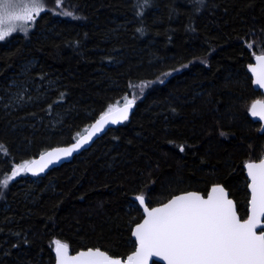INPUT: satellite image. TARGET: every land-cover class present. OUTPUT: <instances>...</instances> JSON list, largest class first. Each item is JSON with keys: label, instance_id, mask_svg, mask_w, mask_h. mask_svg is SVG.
<instances>
[{"label": "trees", "instance_id": "obj_1", "mask_svg": "<svg viewBox=\"0 0 264 264\" xmlns=\"http://www.w3.org/2000/svg\"><path fill=\"white\" fill-rule=\"evenodd\" d=\"M46 2L26 36L0 42V97L27 90L26 105H0V181L11 162L69 144L140 89L124 124L2 190L0 264H53L56 241L124 258L136 196L151 207L219 184L244 218L243 165L264 149L246 72L264 53V0Z\"/></svg>", "mask_w": 264, "mask_h": 264}, {"label": "snow or ice", "instance_id": "obj_2", "mask_svg": "<svg viewBox=\"0 0 264 264\" xmlns=\"http://www.w3.org/2000/svg\"><path fill=\"white\" fill-rule=\"evenodd\" d=\"M59 2L60 0L58 4ZM14 3L15 0H0V40L16 30L15 25L4 26L6 15L15 20L32 21L44 10L42 0H30V5L22 10V16H12L8 9ZM257 59L264 60V57ZM256 82L264 87V77L258 78ZM132 103L128 100L119 109L121 118L127 119V109ZM258 103L252 105V115H259L264 119V105H261V111L258 112ZM110 112L111 109L91 126L94 131H99L108 123ZM111 122L116 123L117 120L112 118ZM92 134L89 132L81 140L87 142ZM80 143L78 141L69 149H55L42 155L40 159L45 160V157L51 158L54 155L59 159L60 153L68 155ZM51 162L48 159L39 166V171H43ZM37 163L26 161L18 165L8 180L21 171H33V166ZM247 167L251 177V214L247 220L240 221L233 202L227 199L223 188H213V193L218 195L209 196L208 199H202L195 193L177 196L162 207L151 211L145 208L147 219L133 231L139 247L133 256L128 257V264H147L148 258L153 256L161 257L167 264H264V228L260 229L259 235L256 231L259 218L264 217V161L260 164H248ZM0 184L7 186V180L0 181ZM137 199L141 204L144 203L143 197ZM55 243L58 264H65L68 246L59 241ZM80 255L88 258L86 264H121L120 260L111 259L99 250H90Z\"/></svg>", "mask_w": 264, "mask_h": 264}, {"label": "water", "instance_id": "obj_3", "mask_svg": "<svg viewBox=\"0 0 264 264\" xmlns=\"http://www.w3.org/2000/svg\"><path fill=\"white\" fill-rule=\"evenodd\" d=\"M257 57H264V54L262 55H255L251 61V63L247 66L246 68V72L249 75L250 79H251V88L252 90H254L255 92H258L260 94V96L262 97L261 99L255 100L253 101L249 108H248V118L251 120V122L253 123H258L259 124V134L264 132V119H262L259 115H252L251 112V108L252 105L254 103H257V111H261V105H264V87H261L260 84H258L256 81L258 80V78L264 77V60H258ZM124 106V104L120 105L119 107H117L114 110H111L109 117H108V123H105L103 125V127L99 130V131H94L92 129V125L96 123L97 120L100 119V117L96 118L94 121H92L89 126L87 127V129L84 131V133H82L77 139H75L74 141L70 142L69 144L66 145H62V146H56V147H52L47 149L46 151L38 154L34 159H32L31 161H37V165L33 166V171H27L25 170V174L31 177H37V176H41L46 174L48 171L62 165L65 163H68L71 161V159L77 155H79L80 153H82L83 151L87 150L92 144L93 142L98 139L100 136H102L108 129L120 126L122 124H124L130 117V115L132 114L134 107H135V103H132L131 107L127 109V119H123L120 116L119 113V109H122ZM104 115V114H103ZM115 118L117 120L116 123H112L111 119ZM89 132H92V136L90 139L87 140V142H83L81 140L82 137H86L88 136ZM78 141H80V146L78 148H75L73 151H71L70 154L68 155H64L63 153L59 154V159L55 158V155L51 158L49 157H45V160H41L40 157L48 152H52L55 149H69L72 148V146L74 144H76ZM264 152V149H263ZM48 159H51L52 162L48 163L47 167L44 168L43 171H39V166L46 163V161ZM261 161H264V157L258 161H252V162H247L243 165V171H244V176L246 178V190L248 193V203H247V215L245 219H240V217L238 216L237 212V217L240 219L241 222L245 221L248 219L249 215L251 214V189L249 187V185L251 184V177L249 176V169L247 167L248 164H260ZM35 173V174H34ZM223 188L224 190V194H226L227 199L231 200L233 202L235 211H236V206L234 201L229 197V194L227 192L226 189H224L223 186L219 185V184H215L212 185L208 191L206 192V194L203 196L201 193L195 192V191H186V192H182L176 195L171 196L170 198H168L166 201L155 205V206H151L149 207L146 204L145 199L144 203L141 204V202L137 199V197H142V196H136L134 197V202L137 204L140 213H141V219L132 226L131 228V233H130V237L131 240L134 243V249L131 253H129L128 255H126L124 258H120V257H111L110 255H108L106 252L101 251L99 249H85V250H79L77 252H70L69 249L67 248V256L65 257V264H86V261L88 258L86 257H82L80 254L81 253H87L90 250L95 252L97 250H99L100 252H103L105 255H107L109 258L111 259H118L120 260L121 264H128V257L129 256H133L134 253L136 252L137 248L139 247L138 241L136 240V237L133 236V231L136 229V226L138 224H142L144 222L145 219H147V213L145 212V208H147L149 211H151L154 208H159L162 207L164 204H167L170 200L174 199L177 196H184L187 195L189 193H195L198 196H200L202 199H208L209 196L212 195H218V193H213V188ZM264 217H260L258 220V226H257V234H260V229L264 228V222H263ZM62 244V243H61ZM53 258H54V262L53 264H58V256H57V251H56V245L55 248L53 250ZM152 263H159V264H167L166 260H163L161 257H149L147 260V264H152Z\"/></svg>", "mask_w": 264, "mask_h": 264}, {"label": "rangeland", "instance_id": "obj_4", "mask_svg": "<svg viewBox=\"0 0 264 264\" xmlns=\"http://www.w3.org/2000/svg\"><path fill=\"white\" fill-rule=\"evenodd\" d=\"M42 4H43V7H44V10L41 11L39 13V15L46 10L47 6H49L48 2H46V0H42ZM26 5H30V0H15L14 5L11 8L8 9V12H10L12 14V16H17V15L22 16L23 15V11L22 10L24 9V7ZM50 7H51V4H50ZM33 15L35 16V13H33ZM36 17L37 16H35V18ZM34 20H32V21L15 20V19H11L8 15H6L5 16V24H4V26H8L9 24H12V25H15V27H16V30L12 31L11 34L8 35L6 38L10 37L13 34H20V35L26 36L31 31L32 24H33ZM4 40H0V42H2ZM262 54H264V53L259 52L257 55H262ZM17 78H19V76ZM23 83L25 84V82H23ZM12 86L15 89L17 88V90L12 91L11 93L7 94L8 96H7V98L5 100L0 97V105L4 104L3 105L4 108H8V106L9 107L14 106V107H18L19 108L23 104L26 105V91H27L26 90V85H25V87H23L20 84L18 85L17 83H15V85H12ZM35 89H38V88L35 87ZM137 89H138L137 91L132 92L127 97V99L124 101L125 103L128 100H131L132 102H135V101L138 100V94L137 93L139 92L140 87H138ZM124 102L122 101L121 103H124ZM118 105H120V104L116 103V105H113L110 109L114 110L117 107H119ZM258 128H259V126H258ZM262 156H263V154L261 156L257 157V159L261 158ZM26 161L30 162L31 159L26 160V159H21V157H20L19 159L15 160L14 162H11L8 165L7 172H6L5 176L3 177V179L1 181L7 180V185H8L10 182L16 181V180H18L21 177H25L26 176L25 171H21L18 175H16L12 179L8 180V177L12 175L13 170L18 165H22ZM5 187L6 186H4L3 184H0V197L2 195V190L5 189ZM135 205H137V204H135Z\"/></svg>", "mask_w": 264, "mask_h": 264}, {"label": "flooded vegetation", "instance_id": "obj_5", "mask_svg": "<svg viewBox=\"0 0 264 264\" xmlns=\"http://www.w3.org/2000/svg\"><path fill=\"white\" fill-rule=\"evenodd\" d=\"M259 99H261V98H259ZM255 124H257V125L259 126L258 123H255ZM263 157H264V152H263V156H262L261 158H259V159H256L255 161H258V160L262 159ZM247 194H248V193H247ZM247 203H248V197H247ZM247 203H246V215H247V206H248ZM246 215H245L244 218H242V220L246 218ZM238 216H239V215H238ZM240 219H241V218H240ZM263 222H264V219H263Z\"/></svg>", "mask_w": 264, "mask_h": 264}]
</instances>
